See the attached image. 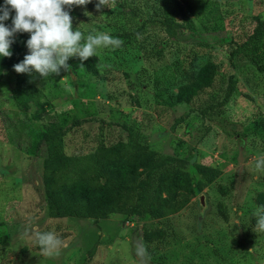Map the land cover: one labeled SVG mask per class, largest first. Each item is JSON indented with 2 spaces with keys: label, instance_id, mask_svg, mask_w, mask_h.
Listing matches in <instances>:
<instances>
[{
  "label": "rangeland",
  "instance_id": "374dc122",
  "mask_svg": "<svg viewBox=\"0 0 264 264\" xmlns=\"http://www.w3.org/2000/svg\"><path fill=\"white\" fill-rule=\"evenodd\" d=\"M155 2L115 0L99 12L96 0L73 7V28L85 36L93 29L113 37L140 32L129 41L117 37L123 45L114 51L97 49L89 58L98 74L94 80L71 70L36 77L44 95V112L36 120L10 98L11 76L0 79V264H133L140 238L149 264H264V233L255 232L253 215L255 197L264 191V171L255 168L264 155V139L253 133L264 122V82L241 54L229 58L264 20V0H216L225 31L179 29L168 41L158 24L148 22ZM204 63L216 68L211 87L188 104H177L178 80ZM231 79L234 91L225 105L208 108L222 100ZM61 113L80 121L66 131V155L92 152L99 142L132 139L162 156L186 159L183 170L194 181L193 164L215 167L220 174L186 206L160 220L51 219L43 202L41 160L25 153H37L34 131ZM30 224L65 241L59 256H41L23 235ZM153 231L158 237L146 241Z\"/></svg>",
  "mask_w": 264,
  "mask_h": 264
},
{
  "label": "trees",
  "instance_id": "16d2710c",
  "mask_svg": "<svg viewBox=\"0 0 264 264\" xmlns=\"http://www.w3.org/2000/svg\"><path fill=\"white\" fill-rule=\"evenodd\" d=\"M148 22L161 27L166 41L179 29L191 31L198 27L207 34L226 30L216 0H158L151 6ZM5 23L10 24L11 20ZM139 32V29L127 31L116 38L129 41ZM28 38L27 33L18 34L10 48L12 56L0 57V79L4 74L11 76L10 98L25 113H31L30 119L36 120L44 112L41 101L44 95L32 77L13 71V65L27 54L25 41ZM166 41L160 43L156 54L165 47ZM237 54L249 62L264 82V20L256 22L245 40L229 52V58ZM67 63L71 71L86 80H94L98 75L89 59L81 62L73 57ZM215 74L216 68L209 63L183 73L176 86L175 102L188 104L211 87ZM233 91L234 80L231 79L222 100L208 108L224 106ZM79 123L67 113L59 114L56 120L34 131V151L37 153L33 155L30 150L25 153L41 160L43 202L51 219H91L94 224L110 216L160 220L186 206L220 174L215 167L193 164L194 181L183 170L186 159L162 156L132 139L110 145L99 142L92 152L66 155L63 151L66 131ZM253 133L264 139V122L256 124ZM255 203L258 207L264 206V191L256 195ZM149 233L150 238L145 235L146 241L158 237L157 232ZM93 251L91 248L89 255Z\"/></svg>",
  "mask_w": 264,
  "mask_h": 264
},
{
  "label": "clouds",
  "instance_id": "9594fccd",
  "mask_svg": "<svg viewBox=\"0 0 264 264\" xmlns=\"http://www.w3.org/2000/svg\"><path fill=\"white\" fill-rule=\"evenodd\" d=\"M92 0H3L0 4V57L12 56L10 50L18 34L27 33L25 41L27 54L22 61L13 65L17 74H27L35 79L59 75L61 70L70 71L67 63L76 57L81 62L95 57L97 49L110 48L113 51L123 45L120 38L93 29L87 36L73 28V7H83ZM115 0H96V11L110 8ZM86 14H90L85 12ZM11 20L10 24L5 21ZM255 168L264 171V155L257 157ZM255 232L264 233V206L255 209ZM239 223V222H237ZM39 247L41 256L53 258L60 255L66 243L54 231H40L29 225L24 233ZM133 264H149L150 256L142 238L135 243Z\"/></svg>",
  "mask_w": 264,
  "mask_h": 264
}]
</instances>
